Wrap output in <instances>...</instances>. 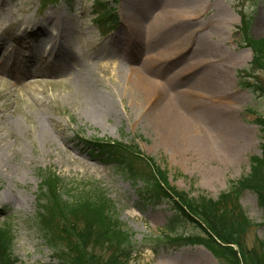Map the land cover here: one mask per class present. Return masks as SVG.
<instances>
[{
  "label": "rangeland",
  "instance_id": "1",
  "mask_svg": "<svg viewBox=\"0 0 264 264\" xmlns=\"http://www.w3.org/2000/svg\"><path fill=\"white\" fill-rule=\"evenodd\" d=\"M242 16L250 23L244 36L263 38L264 0H0L4 43L28 53L18 45L19 27L38 25L41 39H47L43 49H49L58 36L54 27L46 32L43 25L64 19L70 34L63 44L76 62L58 71L37 63L34 75H23L28 84L0 75V140L9 147L10 162L7 173L0 168V228L13 235V264L56 262L37 226L43 172L62 181L65 199L93 189L106 195L113 216L132 235L121 259L124 264H224L203 245L188 243L187 238L205 234L174 212L170 198L147 202L142 181H131L114 164L128 162L146 171L147 158L155 169L166 172L167 183L177 192L213 200L247 177L249 158L261 156L263 141L254 113L264 118V71L244 76L261 95L238 85L237 72L249 68L253 53L240 30ZM128 61L149 83L145 95L129 89L121 75ZM82 62L87 64L79 69ZM91 89L110 99L109 111L98 121L86 101ZM171 95L181 99L185 114L192 111L196 116L203 131L198 140L212 149L221 139L231 146L229 155H209L204 151L207 145L204 149L199 144L196 158L188 164L175 162L169 142L150 118L158 99ZM4 116L19 129L3 124ZM37 119L42 120L41 128L36 127ZM40 130L51 137L49 144ZM129 144L138 159L126 150ZM9 195L17 202L10 203ZM238 203L257 224L245 235V245L257 249L264 242V224L260 225L263 214L256 196L243 190ZM85 218L73 222L85 226L91 221ZM59 228L58 224L57 235ZM94 252L102 256V250Z\"/></svg>",
  "mask_w": 264,
  "mask_h": 264
},
{
  "label": "trees",
  "instance_id": "2",
  "mask_svg": "<svg viewBox=\"0 0 264 264\" xmlns=\"http://www.w3.org/2000/svg\"><path fill=\"white\" fill-rule=\"evenodd\" d=\"M241 23L240 30L243 34V31L246 33L249 30L250 23L244 16L241 17ZM245 36L244 41L253 53L249 68L237 72L238 85L261 95L262 91L245 82L244 76L249 75L250 71H264V38L255 39L247 34ZM254 115L263 141L260 144L261 156H251L247 177L231 186L227 192L221 193L216 200L203 195L190 197L177 192L167 183L166 172L155 169L153 162L147 159L143 161L146 171L135 170L126 161L124 162L128 165L122 162L114 164L131 181H142L144 186L141 193L146 196L147 202H156L161 197L170 198L175 205L174 212L195 223L205 234L187 238L191 241L188 243L202 244L224 264H264V242L260 241L257 249H248L245 245V235L257 224L245 215L238 203L243 190L253 192L263 214L260 225L264 224V118L255 113ZM112 144L121 147L119 144ZM126 147L130 155L138 159L134 145ZM61 184L62 181L53 175L45 172L41 174L37 226L55 255L56 262L53 264H124L121 259L131 246L132 235L113 216L112 202L102 191L96 189L65 199L60 190ZM84 215L85 219L91 221L78 227L73 221ZM58 224L61 230L59 235L56 233ZM12 244L11 230L0 228V264H13ZM95 248L102 250V256L94 252ZM105 255L109 256L102 259Z\"/></svg>",
  "mask_w": 264,
  "mask_h": 264
},
{
  "label": "bare ground",
  "instance_id": "3",
  "mask_svg": "<svg viewBox=\"0 0 264 264\" xmlns=\"http://www.w3.org/2000/svg\"><path fill=\"white\" fill-rule=\"evenodd\" d=\"M60 20L61 22H52V25H43V31L46 32H49L50 28L54 27V29L56 30L55 34L58 36V40L54 41L49 49H43V46H45L47 39H41V29L38 27V25L31 26V28H27L23 25L19 27L21 31L18 38L21 40V43L18 45H23L28 53H23L24 51H21V49H19L18 47H12L9 43H4V39L0 36V75H2L3 73L12 75L9 77L13 79L15 84L21 82H27L26 84H28L30 82L28 81L29 79H26L24 81L25 77L23 75H34L35 69L33 68L37 63H43L47 71H58L60 69H63L65 65L70 61L75 62V60L71 58L69 52H67V47H65V45L63 44L67 35L70 34V30L67 25L63 24L64 19ZM15 24L18 26L21 23L17 21ZM4 51H6V53H4V56H1V53ZM7 51L10 52L7 53ZM18 54H26L25 56L28 59L30 58V60L28 61L30 68L25 67L26 69L22 70L23 67L17 65V63L25 59L15 57V55ZM97 56L101 57L102 54H99ZM49 58L50 61L48 63H45L43 61ZM83 63L87 64V62L77 64L79 69L84 67ZM128 64H130L129 61L125 64L121 71V75L125 78L126 84H128V88L133 91L139 90L145 95V93L149 92V83L144 81L136 72V70ZM89 88L90 87H86L84 91L87 93L89 91ZM159 97L160 96H158L157 98ZM143 99L144 97L141 98L140 101H143ZM158 100H160L157 101L158 106L155 110L151 111L150 118L154 121L155 127L161 132V136L165 140H167V142H169L168 150L170 151L171 156L175 159L176 163L180 164L183 161L184 163L188 164L193 160V158H196L198 156L197 150L199 148V144H201L204 149L207 145L208 149H205L204 151L205 153H207L208 151L209 155L213 154L214 152H224L226 155H229L231 146H227V144L225 142H222L220 139L221 137H224V135L220 136L219 138L221 142L216 140L213 142L214 144L212 143V149L208 144H205L206 142H201L202 140H198L197 136L203 131H201V127L196 124L195 121L197 118H195L196 116L192 111L185 114L181 99H179L177 96L171 95L168 97H161ZM86 101L87 103H90V115L95 121H98L109 111L110 99L103 94L98 93V91L91 89L89 92V97L88 99H86ZM189 104L191 103L189 102ZM148 111L149 110L146 111V114L148 113ZM37 120L38 125L36 127L41 128V126L43 125L42 120ZM2 122L6 126L8 125L10 127L19 129L18 123L14 120L8 119V117L4 116ZM40 137H42V140L45 144H49L51 142V137L43 130H40ZM8 148L9 147L7 143L4 140H0V168L4 167L6 173L8 172L7 170H10V167L8 168L10 164L7 154ZM183 156L186 157L183 158ZM68 159L72 161L71 157H69ZM6 198L10 203H15L18 200L15 195H11L10 197L6 196Z\"/></svg>",
  "mask_w": 264,
  "mask_h": 264
}]
</instances>
